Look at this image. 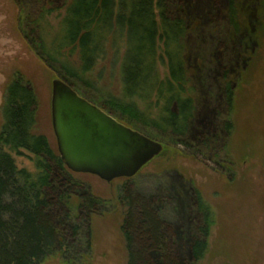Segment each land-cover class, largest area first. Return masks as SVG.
I'll return each instance as SVG.
<instances>
[{"label": "rangeland", "instance_id": "obj_1", "mask_svg": "<svg viewBox=\"0 0 264 264\" xmlns=\"http://www.w3.org/2000/svg\"><path fill=\"white\" fill-rule=\"evenodd\" d=\"M66 2L48 3L57 11L51 19L52 36L64 16ZM169 4L174 14L184 13L190 25L187 56L197 120L187 138L173 140L139 124H127L110 111L106 102L124 99L123 51L117 55L109 48L95 73L97 78L102 75L97 89L89 93L74 84L90 103L163 145L162 154L131 179L109 183L69 171L104 201L90 226L82 221L81 248L86 250L90 239L92 249L78 264H128L122 232L127 208L120 203L125 186L151 205L169 231L180 259L188 256V247L198 234L199 195L213 214L207 253L199 264H264V0H238L239 36L230 30L225 0H169ZM41 9L35 0H0V132L6 89L20 73L38 99L35 134L46 137L59 156L52 96L53 81L61 78L31 44L33 21ZM227 82L233 83L235 91L231 113L224 95ZM135 100L142 109V103ZM229 116L234 127L230 135L224 130ZM13 157L20 170L36 173L33 156ZM72 203L77 206L79 199ZM44 264L66 263L57 255Z\"/></svg>", "mask_w": 264, "mask_h": 264}, {"label": "trees", "instance_id": "obj_2", "mask_svg": "<svg viewBox=\"0 0 264 264\" xmlns=\"http://www.w3.org/2000/svg\"><path fill=\"white\" fill-rule=\"evenodd\" d=\"M35 1L42 9L33 21L31 44L64 82L74 89L77 84L94 91L102 80L95 73L109 48L117 55L123 51L124 99L106 102L108 109L127 124H139L169 139L188 137L198 108L187 56L191 31L184 13L174 14L169 0H67L52 36L51 19L57 11L48 5L50 0ZM225 4L230 30L239 36L238 0H225ZM224 95L231 113L232 82L225 84ZM37 109L33 87L15 74L6 89L0 132V264H44L57 255L66 264H78L92 249L90 239L86 250L81 248L82 221L90 226L104 201L75 180L46 137L35 134ZM233 128L229 116L224 130L230 135ZM14 155L33 156L36 173L20 170ZM75 198L77 206L72 203ZM120 203L127 208L122 232L128 264H199L205 257L213 214L199 195L198 234L183 259L146 200L125 186Z\"/></svg>", "mask_w": 264, "mask_h": 264}, {"label": "water", "instance_id": "obj_3", "mask_svg": "<svg viewBox=\"0 0 264 264\" xmlns=\"http://www.w3.org/2000/svg\"><path fill=\"white\" fill-rule=\"evenodd\" d=\"M52 120L59 156L75 174L109 183L131 179L163 152L162 144L93 105L61 79L53 81Z\"/></svg>", "mask_w": 264, "mask_h": 264}]
</instances>
